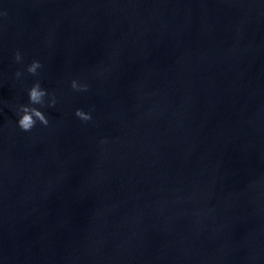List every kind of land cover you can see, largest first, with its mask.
I'll list each match as a JSON object with an SVG mask.
<instances>
[{
	"label": "water",
	"instance_id": "water-1",
	"mask_svg": "<svg viewBox=\"0 0 264 264\" xmlns=\"http://www.w3.org/2000/svg\"><path fill=\"white\" fill-rule=\"evenodd\" d=\"M0 264H264V0H0Z\"/></svg>",
	"mask_w": 264,
	"mask_h": 264
},
{
	"label": "clouds",
	"instance_id": "clouds-1",
	"mask_svg": "<svg viewBox=\"0 0 264 264\" xmlns=\"http://www.w3.org/2000/svg\"><path fill=\"white\" fill-rule=\"evenodd\" d=\"M16 60L19 61L21 59L20 54L17 52L16 53ZM41 67L39 61H33L31 65L27 68V71L31 74H36L37 69ZM17 76L20 75L19 72L16 73ZM72 88L79 90V86L75 81L72 82ZM46 91L41 88L39 82L35 83L30 89H29V101L30 104L35 105V104H44L43 98L46 95ZM51 104H55V100L53 99L51 101ZM20 118L18 120V126L23 130V131H30L36 124L37 120L47 126L48 124V119L45 117V115L38 110L35 107H29V106H24L21 105L20 107ZM76 116L81 118L84 121L90 120L91 116L90 114H86L80 109L76 110Z\"/></svg>",
	"mask_w": 264,
	"mask_h": 264
}]
</instances>
